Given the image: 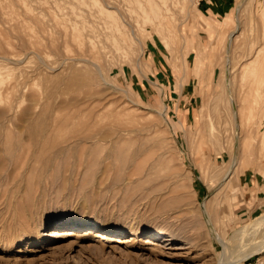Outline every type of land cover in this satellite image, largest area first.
I'll return each mask as SVG.
<instances>
[{
	"label": "rangeland",
	"instance_id": "374dc122",
	"mask_svg": "<svg viewBox=\"0 0 264 264\" xmlns=\"http://www.w3.org/2000/svg\"><path fill=\"white\" fill-rule=\"evenodd\" d=\"M121 1L0 0V119L23 140L21 159L0 143V264H215L223 246L203 205L231 250L258 238L232 236L264 213V186L245 179L264 176L263 69L243 67L263 41L261 0L178 2L183 31L165 40L156 8ZM67 219L114 235L50 239ZM156 231L189 253L143 249ZM240 264H264V249Z\"/></svg>",
	"mask_w": 264,
	"mask_h": 264
},
{
	"label": "bare ground",
	"instance_id": "6f19581e",
	"mask_svg": "<svg viewBox=\"0 0 264 264\" xmlns=\"http://www.w3.org/2000/svg\"><path fill=\"white\" fill-rule=\"evenodd\" d=\"M121 1V0H120ZM185 0H141L142 2V5L145 6V8L149 11L152 10V8H156L158 14L163 18V20H161L160 22H157L154 24V27L157 26V25H163L164 26V40L166 38V35L171 34V33H176L177 36H180V32L179 31H183V20L184 19H181L177 22H174L173 20H178V17L176 16V14L174 12H170L172 8V6L178 2H182L184 3ZM188 1V0H186ZM122 2V1H121ZM105 3V2H104ZM106 4V3H105ZM114 4V3H113ZM115 5V4H114ZM108 8H109V4H107ZM106 6V7H107ZM117 6V5H116ZM123 6V5H122ZM113 7V6H112ZM111 8V6H110ZM116 8V7H115ZM117 9V8H116ZM120 8H118L119 10ZM259 9L262 10V13H264V0H261L260 1V5H259ZM257 11V10H256ZM259 16V15H258ZM30 17V16H29ZM180 17V16H179ZM260 17V16H259ZM186 19V18H185ZM124 21V20H123ZM163 21V22H162ZM185 21V20H184ZM262 24V23H261ZM129 25V24H128ZM135 25V24H134ZM131 26V24H130ZM132 27V26H131ZM173 28V29H171ZM239 27L237 26L234 30V32H236V30L238 29ZM262 30L261 32L263 33L262 35V39L263 41L261 42L260 44V47H258L257 49H254L253 46L250 47V53H252V56L250 58V60H248L245 64H244V69L248 68L250 71L252 72H255L257 70V68L259 67H262V73H261V77H262V82L259 86L256 88V92L258 93L260 90H261V86H262V89L261 92H262V96H264V26L261 27ZM62 30V29H61ZM130 30L133 31V28H131ZM59 31V30H58ZM63 32V31H62ZM69 33V31H68ZM131 33V32H130ZM240 33V32H239ZM255 33V32H254ZM59 34V33H58ZM64 34V32H63ZM87 35V34H86ZM86 35H85V38H86ZM91 35V34H89ZM231 35V34H230ZM63 36V35H62ZM74 36V35H73ZM239 36V35H238ZM70 37V35H69ZM68 37V38H69ZM237 37V36H236ZM236 37L234 39H236ZM58 39V37H56ZM63 40V39H62ZM71 40V39H70ZM65 41V39H64ZM69 41V40H68ZM67 41V43H68ZM254 41V40H252ZM53 42V41H52ZM62 42V41H61ZM54 43V42H53ZM52 43V44H53ZM60 43V42H59ZM56 44V43H55ZM62 44V43H61ZM61 44H59L61 46ZM84 44V43H83ZM87 44V43H86ZM245 44V43H244ZM51 45V44H50ZM49 45V46H50ZM64 45V44H63ZM88 45V44H87ZM253 45V43L251 44ZM89 46V45H88ZM87 46V47H88ZM54 47V45H53ZM56 47V46H55ZM58 47V46H57ZM230 47V46H229ZM56 49V48H55ZM89 50V48H87ZM248 49V48H247ZM51 50V49H50ZM57 50V49H56ZM87 50V51H88ZM59 51V50H58ZM86 51V48H85V52L87 53V55L90 53H88ZM57 52V51H55ZM80 52V51H78ZM226 52V50H225ZM82 55H84L82 53V51L80 52ZM263 53V54H262ZM79 54V53H78ZM78 54L76 55H71V57L73 56H77ZM101 54V52H100ZM87 55H84L85 58H87L88 56ZM58 56V55H57ZM87 56V57H86ZM67 57V55H66ZM68 57H70V55L68 54ZM70 57V58H71ZM78 57V56H77ZM92 56H90L91 58ZM99 57V56H98ZM63 58V57H62ZM69 58V59H70ZM82 58V57H81ZM60 59V58H59ZM64 59V58H63ZM66 59V58H65ZM64 59V60H65ZM83 59V58H82ZM92 59V58H91ZM90 60V59H89ZM93 60V59H92ZM91 60V61H92ZM105 59H103L104 61ZM76 61V60H75ZM87 61V60H86ZM93 62V61H92ZM95 65L97 67H99L97 65V63H99L98 61L94 60ZM63 63V61H62ZM76 63V62H75ZM101 63V62H100ZM200 61L197 62V66L198 67ZM45 64V63H44ZM61 64V63H60ZM70 64V63H69ZM74 64V63H73ZM95 65H93L95 67ZM49 66V65H47ZM46 66V67H47ZM61 66V65H60ZM59 66V67H60ZM70 66H73L70 64ZM63 67V65H62ZM50 68H53V67H50ZM61 68V67H60ZM65 68V67H64ZM74 68V67H73ZM71 67V69H73ZM96 68V67H95ZM55 69V68H54ZM100 69V67L98 68ZM97 69V72L99 73ZM67 70V68H66ZM66 70H63V71H66ZM72 71V70H71ZM101 73V71H100ZM99 73V75H100ZM101 78V76H100ZM103 78V77H102ZM256 84V83H255ZM255 87V86H254ZM254 92V91H253ZM233 95V94H231ZM235 95H236V91H235ZM238 96V95H237ZM236 97V96H235ZM262 101V104H264V98ZM250 109L252 108H257L256 106H252L249 107ZM243 110V108H240L239 111H237L236 113L239 114V117L241 116L240 112ZM6 115V112L5 111H0V118L4 117ZM9 115V114H8ZM7 116V115H6ZM237 116V115H236ZM10 117V116H9ZM8 118V116H7ZM55 119V118H54ZM11 120V119H10ZM7 121V119H6ZM57 121V120H56ZM4 122V121H3ZM53 123V122H52ZM242 120H241V123H237L238 127L241 125L242 127ZM257 126L255 128V130H257L259 133H262V138H261V141H260V149L262 151V153H264V127L262 125V123L260 121H257L256 122ZM56 125V124H54ZM46 126V125H45ZM54 127V130H55V126ZM11 128V127H10ZM43 130V129H42ZM52 130V126L48 127L46 126L45 129H44V134L46 135V133L48 131ZM245 130L242 128L241 129V132H244ZM86 137H76L75 140L73 139L72 141H68V143H66V145H62L60 150L63 151V149L65 150L66 148H68L69 146H72V145H75L83 140H87V138L85 139ZM89 139V138H88ZM92 140V139H91ZM87 141H90L87 140ZM0 143L3 144V146H7L9 148V150L7 151H11L10 149L13 148V149H16L14 150L15 152H17L16 154H13V155H17V159H21L22 158V155H23V140H22V137L20 135V133H16L13 132L11 129H9L7 126H5L4 124H2V119H0ZM241 145V143H240ZM79 146V145H78ZM77 147V146H76ZM241 147V146H240ZM259 148V146H258ZM241 150H242V147H241ZM240 150V152H241ZM4 154V153H3ZM235 157V155H234ZM230 165V164H229ZM237 166H238V162L236 160H233L231 162V165L228 169V171L226 172V174L224 175L223 179H228L229 177H232V175L234 174V172L236 171L237 169ZM227 170V168H226ZM225 170V171H226ZM210 211L208 210V208L206 207V205H203L202 206V210H201V213L204 214V218H205V221L209 224V227L211 230H213L212 233H214L216 236H217V240H219L221 242V245L223 246V253L216 258V261H215V264H240L245 258H247L248 256L252 255L254 252H259V251H262V249H264V213L255 217V222L252 223L250 226L249 225H245L244 227L242 226V228L240 227L238 230H236L232 236V238L235 240V241H238L241 243V241L244 242V245L246 244L244 240H249V239H245V237L247 235H250V236H255V237H258V238H255L254 240H252L251 242H248L244 247H241V248H237V249H234L232 248V250L230 249L231 246H229V242L230 241H226L225 238L223 236H220L218 234V232H216L213 227H212V217H211V214L209 213ZM63 225H71L72 227V230H65L63 229ZM78 226V227H77ZM82 228L83 230L82 231H76L75 229L76 228ZM175 230V229H174ZM178 230V229H177ZM180 230V229H179ZM113 229H111L110 227H107V226H101V225H97V224H93L91 226H86L85 224H80L78 222H75L74 220L72 219H67L66 221H64V223H60L58 225H56V229H51L50 231H48L47 235L50 237V239H57L56 237H60V236H63V235H66V236H77V235H87L89 238H86L87 240H97V241H100L101 239L103 238H106L108 237V235H114L113 233ZM173 233V232H172ZM259 233V234H258ZM134 234L133 232L127 236V237H124V238H130V236ZM179 234V233H178ZM181 234V233H180ZM257 234L259 236H257ZM53 237V238H52ZM194 237V236H193ZM251 237V238H253ZM124 238H115V239H112L113 242H121V243H126L128 242L129 240L128 239H124ZM250 238V237H249ZM32 239V238H31ZM85 239V240H86ZM230 240V239H229ZM251 240V239H250ZM249 240V241H250ZM232 241V240H231ZM143 242L145 243H148L150 244L151 246H143L142 248L143 249H146V250H149L151 253L154 252L156 253L155 251H158L159 250V254L161 256H166L168 258H173L175 256H178V255H182L184 253H189L190 251V248H191V245L192 244H189V242H187L186 240L182 239V238H177L173 235H170V234H166V233H163L161 231H156V232H153V233H150L147 235V237L145 239H143ZM96 243V242H95ZM235 243V242H234ZM237 245V243L235 244ZM239 245V244H238ZM114 247H118V248H121L122 245H116ZM236 247V246H235ZM236 252L235 254L233 253V255H229L231 254V252ZM190 264V263H189ZM201 264V263H199ZM204 264V263H203Z\"/></svg>",
	"mask_w": 264,
	"mask_h": 264
},
{
	"label": "crops",
	"instance_id": "0c3cea01",
	"mask_svg": "<svg viewBox=\"0 0 264 264\" xmlns=\"http://www.w3.org/2000/svg\"><path fill=\"white\" fill-rule=\"evenodd\" d=\"M253 174H249L246 176V186H249L251 187L252 189H256L258 186L257 185H260V186H264V176H259V174L257 173L256 174V177L253 179ZM261 202H264V195L262 197V201Z\"/></svg>",
	"mask_w": 264,
	"mask_h": 264
}]
</instances>
